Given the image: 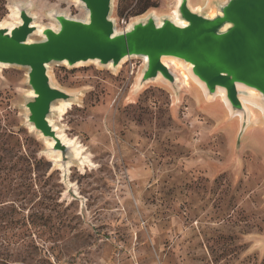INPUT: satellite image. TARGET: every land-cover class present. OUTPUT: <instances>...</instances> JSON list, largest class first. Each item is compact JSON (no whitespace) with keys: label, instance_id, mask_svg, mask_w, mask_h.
<instances>
[{"label":"rangeland","instance_id":"1","mask_svg":"<svg viewBox=\"0 0 264 264\" xmlns=\"http://www.w3.org/2000/svg\"><path fill=\"white\" fill-rule=\"evenodd\" d=\"M139 1H112L118 33L174 6ZM213 2L190 0L206 17ZM27 4L36 26L87 18L76 0H0V26ZM144 60L49 65L74 98L50 117L80 146L63 158L28 123L29 70L0 68V264H264V118L241 130L173 67V88L140 86Z\"/></svg>","mask_w":264,"mask_h":264},{"label":"water","instance_id":"2","mask_svg":"<svg viewBox=\"0 0 264 264\" xmlns=\"http://www.w3.org/2000/svg\"><path fill=\"white\" fill-rule=\"evenodd\" d=\"M112 1L77 0L87 11V21L53 15L57 31L45 28L39 42L28 43L37 28L31 26L33 19L23 6L16 7L21 24L12 30L0 29V63L29 70L28 123L43 138L52 139V150L61 158L72 146L57 138L48 118L54 103L73 97L51 84L47 66L52 63L74 67L79 62L97 61L116 69L126 57H145L140 86L160 77L173 88L175 77L162 63V59L172 58L191 67L209 96L223 89L232 111L242 112L244 121L247 117L239 96L247 93L237 85L258 93L264 104V0H214L212 17L192 12L188 0H181L178 15L186 26H177L167 17L158 25L149 16L122 33L115 32L109 19Z\"/></svg>","mask_w":264,"mask_h":264},{"label":"bare ground","instance_id":"3","mask_svg":"<svg viewBox=\"0 0 264 264\" xmlns=\"http://www.w3.org/2000/svg\"><path fill=\"white\" fill-rule=\"evenodd\" d=\"M180 3H181V0H174L173 9L171 10V12H170L169 16H167V18L170 19L175 25L180 26V27H184V26H186V23L184 21H182L179 18V15H178V7H179ZM23 7H25L27 9V14L30 17H32L33 22L31 24V26H34L35 25V19H36V17L30 12L31 11L30 10V6L27 4V5L23 6ZM188 8L192 12H196V10L191 6L190 0H188ZM214 14H215V11L212 10V8H211V10L208 12V15L207 16L212 17ZM149 16H151L156 21V23L158 25L161 24V19L162 18L160 16H158V14H157L156 11L151 10V11L147 12L145 15L140 16L139 18L137 17V19H135L134 22L130 23L127 26V28H126L125 31H128L132 27L133 24H135V23H137L139 21L145 20ZM18 21H19L18 24L7 23V24H5L3 26H0V29L7 28L9 30H12L14 27H16L17 25H20L21 24V21L19 19H18ZM86 21L87 20H84L83 22H86ZM36 28H37V30L28 37V43L33 42V40H31L32 37H39L40 39L43 40L44 39V36L42 35L43 30L45 28H51L54 31H57L58 25L56 24L55 26H50V27L36 26ZM115 32L118 33L116 30H115ZM134 57H136V56L124 58L118 64V66L116 67V69L119 68L128 58H134ZM143 58L145 59L144 61H146V58L145 57H143ZM88 63L98 64L97 61H88V62H85V63L79 62L74 67L81 66V65H85V64H88ZM162 63L168 69L169 72H171V67L178 69L180 71V73H181L180 75H182V77L185 79L186 83L193 81L197 85V89L202 94H204V96H205V98L207 100H209L210 102H213L214 101V105L217 104V106H218L219 105V102L218 101H221V103L223 104V108H225V110H226V115L228 114V116L233 117V119H235L234 121L237 122L238 125H240L241 130H244V129L246 130L248 128V126H246L243 129V123H245V124L248 125L251 122V120L249 121L250 116L251 117H255V116H258L259 117V116H261L262 119L264 118V104L261 102L260 95L258 93H256L255 91H253L251 89H248V88H245L243 86L237 85V89L239 91H241L242 93L243 92L247 93V96L246 95H242V94H240V96H239V101H240V103L242 105V108H243V110H244V112L246 114V117H247L246 118V121H244L243 120V114H242V112H236V113H234L232 111V109H231L228 101L226 100L225 91L223 89L218 88V89H216V92L214 93V95L209 96L207 94V91H206L204 85L201 82H199L192 75V73H191V67L189 65H186V64H183L181 62H178L176 59H172V58L162 59ZM62 65H66V63H62ZM3 67H8V65L1 64L0 63V68H3ZM48 67L49 66H47V74H48ZM107 67H111V64H108ZM153 81H161V78L158 77L156 80H153ZM167 85L169 86V84H167ZM28 95H30L32 97V92L29 91ZM72 102H74V98L72 100H68L66 102L58 101V102H56V103L53 104L52 110L53 111H56V112H59V113L60 112H63V109H65ZM55 104L59 105V107H55L54 106ZM48 123H49V125L52 127V129L54 131H57V134H56L57 135V138L60 139L61 142L64 143L65 145L74 147L75 150H76L75 151V154L78 156V154H80V146L78 144H76L75 141H72V140L67 139L64 136V134L62 132H60L55 127V125L53 124V122L50 119V117L48 118ZM49 145L52 147L53 146V143L52 144L50 143ZM58 156H59V154H57V157Z\"/></svg>","mask_w":264,"mask_h":264},{"label":"trees","instance_id":"4","mask_svg":"<svg viewBox=\"0 0 264 264\" xmlns=\"http://www.w3.org/2000/svg\"><path fill=\"white\" fill-rule=\"evenodd\" d=\"M155 8V5L150 0H140L137 8L136 15L143 14L146 10Z\"/></svg>","mask_w":264,"mask_h":264},{"label":"built area","instance_id":"5","mask_svg":"<svg viewBox=\"0 0 264 264\" xmlns=\"http://www.w3.org/2000/svg\"><path fill=\"white\" fill-rule=\"evenodd\" d=\"M54 264H56V263L54 262ZM61 264H78V263H75V262H66V263H61Z\"/></svg>","mask_w":264,"mask_h":264}]
</instances>
